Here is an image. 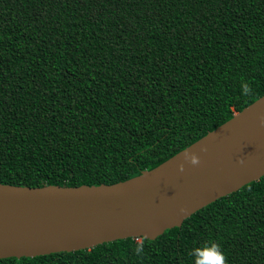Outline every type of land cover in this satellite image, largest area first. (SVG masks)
<instances>
[{
    "label": "trees",
    "instance_id": "16d2710c",
    "mask_svg": "<svg viewBox=\"0 0 264 264\" xmlns=\"http://www.w3.org/2000/svg\"><path fill=\"white\" fill-rule=\"evenodd\" d=\"M263 94L264 0H0V183L128 179ZM139 238L0 264H264V174Z\"/></svg>",
    "mask_w": 264,
    "mask_h": 264
},
{
    "label": "water",
    "instance_id": "95a60500",
    "mask_svg": "<svg viewBox=\"0 0 264 264\" xmlns=\"http://www.w3.org/2000/svg\"><path fill=\"white\" fill-rule=\"evenodd\" d=\"M262 112L264 94L155 167L115 183H0V258L89 249L127 237L154 239L180 226L204 205L264 174ZM185 152L200 163L184 161Z\"/></svg>",
    "mask_w": 264,
    "mask_h": 264
},
{
    "label": "clouds",
    "instance_id": "9594fccd",
    "mask_svg": "<svg viewBox=\"0 0 264 264\" xmlns=\"http://www.w3.org/2000/svg\"><path fill=\"white\" fill-rule=\"evenodd\" d=\"M242 91L244 95H251L252 88L248 82L242 83ZM260 125L264 127V112L260 113L258 116ZM207 149L201 146L200 151L204 152ZM183 160L190 163L191 165H198L200 163L199 157L195 153L185 152ZM179 171H184V164H177ZM184 212V209H180ZM146 237H140L135 247V254L138 256L143 255V244ZM189 255L193 258V264H227V258L224 255L221 246L216 242H210L200 245L189 250Z\"/></svg>",
    "mask_w": 264,
    "mask_h": 264
}]
</instances>
